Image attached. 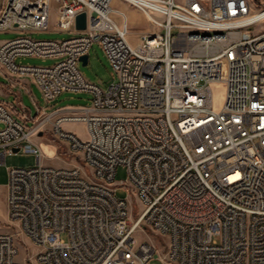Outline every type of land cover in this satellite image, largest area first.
<instances>
[{
  "label": "built area",
  "instance_id": "1",
  "mask_svg": "<svg viewBox=\"0 0 264 264\" xmlns=\"http://www.w3.org/2000/svg\"><path fill=\"white\" fill-rule=\"evenodd\" d=\"M57 1L56 25L75 29L72 36L28 33L49 29L53 0H0V30L26 32L0 40V74L31 78L46 101L66 90L91 99L52 118L0 98V163L20 149L37 154L34 165L9 168L6 200L19 230H0V264H264V15L248 18L264 0H228V8L221 0H125L162 28L137 44L113 0ZM82 11L87 26L77 29ZM192 24H223L226 34L195 41ZM95 41L117 74L106 87L80 67ZM28 55L57 61L18 60ZM64 121L84 122L88 136ZM47 123L75 163L42 161L55 154L36 139ZM121 164V184L139 207L131 220L129 199L116 195ZM21 232L39 246L24 260Z\"/></svg>",
  "mask_w": 264,
  "mask_h": 264
},
{
  "label": "rangeland",
  "instance_id": "2",
  "mask_svg": "<svg viewBox=\"0 0 264 264\" xmlns=\"http://www.w3.org/2000/svg\"><path fill=\"white\" fill-rule=\"evenodd\" d=\"M129 3L125 0H113L112 5L115 7L126 8L125 4ZM59 1L53 0L52 2V18H51V25L47 30H34L28 32L33 37L36 38H65L72 36L75 33V29L72 30H61L56 25V15L58 12ZM129 20H130V31L128 33V38L133 44H137L140 40V36L144 32L148 31H162V28L154 23L144 12L138 9L134 5H130V10H128ZM117 19L120 20V17L117 15ZM262 22L251 26V30H257L261 27ZM26 33L22 30H0V40L9 39L15 37L19 34ZM18 60H21L25 63H33V64H53L57 61V58L52 56H33L28 55L25 57H19ZM81 70L84 72L85 76L92 80L99 82L103 87L109 85L116 77L117 74L114 71L111 62L101 44L98 41H95L91 48H90V56L89 61L86 64L81 63L80 65ZM6 77L0 74V82L4 81ZM33 93L37 99V103L39 105H45L46 101L42 94L40 87L34 83L33 85ZM216 94L215 99L217 104L222 99L223 89L220 85L215 86ZM0 97L2 95L0 94ZM51 101V100H50ZM24 103L32 107L33 112H36V103L33 102L28 95H26L24 99ZM56 103L60 104H91L90 94L85 91H75V90H66L61 93L58 97ZM31 123V121H30ZM70 130H73L81 137L88 136V131L84 122L77 121L73 122L72 125L69 127ZM37 140H43L48 145L47 152L51 154L53 150H55V146L57 149L55 154L52 157H47L44 153L42 154V161L46 164H53V165H67L68 162L74 160L76 161V154L69 152L65 142L60 140L57 136H55L52 126L47 123L44 127V131L36 136ZM79 158V157H78ZM82 162L81 158L79 160ZM37 163V154L33 151H25L23 149L18 150L17 152L7 153L5 162L0 163V230H12L17 231L19 230L18 226L15 224L14 221L9 217L8 206H7V187L5 184L9 181V168L11 166H31ZM72 162H70L71 164ZM127 177V167L126 165H119L116 170V182L118 183L116 195L120 197H127L129 199V206H130V215L129 219H134L137 217L138 214V205L135 200L129 195L126 186L121 184V181L126 179ZM135 234L139 238H150L156 243H162L163 238L161 236H156L152 233L145 234L141 230H137ZM19 259L24 260L26 257L32 256L38 249L39 246L33 242L31 237L23 232L19 233ZM32 260V259H31ZM31 264H43L37 262L35 260L31 261ZM153 264H166L159 258H155L153 260Z\"/></svg>",
  "mask_w": 264,
  "mask_h": 264
},
{
  "label": "crops",
  "instance_id": "3",
  "mask_svg": "<svg viewBox=\"0 0 264 264\" xmlns=\"http://www.w3.org/2000/svg\"><path fill=\"white\" fill-rule=\"evenodd\" d=\"M125 5H126L125 6L126 8H122V9H124L127 12L128 19H129V14H128L127 9L130 10V5H132V4L126 3ZM116 16H117V14H115V17ZM116 19H117V17H116ZM117 20L121 21V17H120V20L119 19H117ZM129 23H130V20H129ZM2 75H4L6 77V79L4 81L0 82V94L2 95V97H0V98L13 102L18 109H20V108L26 109L34 116L37 115V114L39 116H41L42 114H51L52 118H56L59 115V112H57L56 109L59 108V107L71 106V107L78 108V107H80L82 105H89V104H83V103H78V104H70V103L60 104V103H56V101L58 100V97L61 95V94H59L57 96V98H55V99H53V100H51L49 102H46L45 105L41 106V105H39L37 103V99L34 96L33 85H34L35 82L31 78L22 77L20 79H17V78H15L13 76H10V75H5V74H2ZM26 95H28L29 98L33 102L36 103V106L39 105L41 107L42 111L40 113L38 112V110H36V112H33L32 107L29 106V105H26L24 103V99H25ZM72 123L73 122H71V121H64L63 122V126L65 128H67V129H70L69 127L72 125ZM38 141L42 142V146L44 144H46L45 141H43V140L39 139ZM56 149H57V147H55V150H53L52 153H54L56 151ZM45 155L47 157H52V156H49L47 154H45ZM66 162H68V164H70V162L75 163L76 161L71 160V161H66ZM5 186L7 187V184H5Z\"/></svg>",
  "mask_w": 264,
  "mask_h": 264
},
{
  "label": "bare ground",
  "instance_id": "4",
  "mask_svg": "<svg viewBox=\"0 0 264 264\" xmlns=\"http://www.w3.org/2000/svg\"><path fill=\"white\" fill-rule=\"evenodd\" d=\"M221 8H228V0H221ZM264 11L257 10L252 12L248 18L253 19L260 17ZM190 32L195 33V41H203V36H215L216 32L219 34H226V25L223 24H211V26L203 27L202 24L190 25ZM48 145H43V149L47 152ZM48 153V152H47ZM52 153V152H51ZM53 154V153H52Z\"/></svg>",
  "mask_w": 264,
  "mask_h": 264
},
{
  "label": "water",
  "instance_id": "5",
  "mask_svg": "<svg viewBox=\"0 0 264 264\" xmlns=\"http://www.w3.org/2000/svg\"><path fill=\"white\" fill-rule=\"evenodd\" d=\"M87 26V13L86 11H82L80 13L77 14L76 16V28L77 29H84ZM88 54H84L81 59H82V63L86 64L88 63ZM16 150L18 148H15Z\"/></svg>",
  "mask_w": 264,
  "mask_h": 264
}]
</instances>
